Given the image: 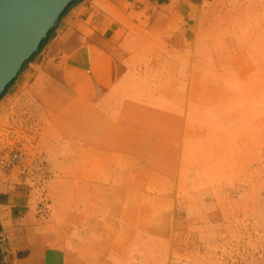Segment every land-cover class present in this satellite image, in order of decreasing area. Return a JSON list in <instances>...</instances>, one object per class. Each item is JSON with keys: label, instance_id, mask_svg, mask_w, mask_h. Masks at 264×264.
<instances>
[{"label": "crops", "instance_id": "crops-1", "mask_svg": "<svg viewBox=\"0 0 264 264\" xmlns=\"http://www.w3.org/2000/svg\"><path fill=\"white\" fill-rule=\"evenodd\" d=\"M214 1L67 5L0 95V152H22L0 170V264H175L176 200L243 138L256 72L203 29Z\"/></svg>", "mask_w": 264, "mask_h": 264}, {"label": "rangeland", "instance_id": "rangeland-1", "mask_svg": "<svg viewBox=\"0 0 264 264\" xmlns=\"http://www.w3.org/2000/svg\"><path fill=\"white\" fill-rule=\"evenodd\" d=\"M206 13L216 20L203 29L235 33L256 72L243 102V138L183 184L172 253L175 264H264V0H216Z\"/></svg>", "mask_w": 264, "mask_h": 264}, {"label": "water", "instance_id": "water-1", "mask_svg": "<svg viewBox=\"0 0 264 264\" xmlns=\"http://www.w3.org/2000/svg\"><path fill=\"white\" fill-rule=\"evenodd\" d=\"M75 0H0V94Z\"/></svg>", "mask_w": 264, "mask_h": 264}, {"label": "built area", "instance_id": "built-area-1", "mask_svg": "<svg viewBox=\"0 0 264 264\" xmlns=\"http://www.w3.org/2000/svg\"><path fill=\"white\" fill-rule=\"evenodd\" d=\"M22 152L15 147H10L0 152V168L9 170L16 163L19 162Z\"/></svg>", "mask_w": 264, "mask_h": 264}, {"label": "trees", "instance_id": "trees-1", "mask_svg": "<svg viewBox=\"0 0 264 264\" xmlns=\"http://www.w3.org/2000/svg\"><path fill=\"white\" fill-rule=\"evenodd\" d=\"M50 31V30H49ZM49 33V32H48ZM47 36H48V34H47ZM47 36L45 37V38H43V40L41 41V43H40V45L47 39ZM2 94V93H1ZM0 94V95H1Z\"/></svg>", "mask_w": 264, "mask_h": 264}]
</instances>
